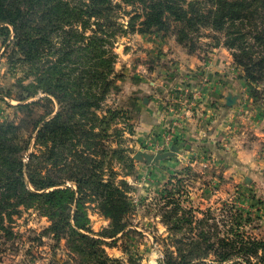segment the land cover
<instances>
[{
	"label": "trees",
	"instance_id": "trees-1",
	"mask_svg": "<svg viewBox=\"0 0 264 264\" xmlns=\"http://www.w3.org/2000/svg\"><path fill=\"white\" fill-rule=\"evenodd\" d=\"M125 7L131 9L123 24L118 9ZM130 31L173 35L189 52L208 32L264 102V0H0L6 67L30 79L13 83L17 107L57 104L54 115L41 118L33 143L12 121H0V238L12 236L15 215L35 209L50 221L47 234L66 239L75 264H123L104 247V238L126 227L130 205V172L120 174L112 163L131 168L134 161L122 145L119 110L104 103L114 83V43ZM40 92L45 96L25 102ZM115 136L112 146L107 139ZM165 198L171 208L164 221L173 233L184 223L196 226L174 251L165 250L161 264H264V239L245 236L239 225L220 237L218 226L209 225L211 210L196 219L171 195ZM91 203L110 222L99 233L90 227Z\"/></svg>",
	"mask_w": 264,
	"mask_h": 264
},
{
	"label": "rangeland",
	"instance_id": "rangeland-1",
	"mask_svg": "<svg viewBox=\"0 0 264 264\" xmlns=\"http://www.w3.org/2000/svg\"><path fill=\"white\" fill-rule=\"evenodd\" d=\"M130 9H118L117 20L126 24L128 16H124V10ZM208 34L195 40L194 52H189L170 34L130 31L118 36L113 46L114 83L104 106L119 110L115 121L122 130L126 156L132 158L139 149L154 153L169 150L171 144L182 142L173 132L180 127L181 120L205 111H214L219 116L225 109L237 107L235 112L239 116L256 112L260 117L257 132L253 133L250 127L246 132L257 137L258 154L264 159V102L254 98L229 51L221 45H212ZM3 54L0 38V121H12L24 136L32 137L33 143L41 118L54 115L57 104L55 100H44L28 108L17 107L21 102L16 99L13 83L19 79L28 83L30 79H25L21 71L11 74ZM228 92L239 93L237 103L231 107L223 103ZM43 96L40 92L25 102ZM146 98L161 102L154 106V113L160 108L168 116L159 123L160 131L154 125L159 120L153 122L154 127L144 130L143 124L149 121L144 115ZM218 99L221 103L214 104ZM49 108L53 112L46 116ZM111 139L114 138L109 137L108 142L116 146L118 137L112 142ZM199 147L200 154L196 155L190 148L181 146L177 155L161 160L158 165L132 158L134 163L130 168L123 162L113 161L114 170L120 174L130 172L125 177L130 205L123 231L114 238H104L109 257L123 264H161L166 249L174 251L178 238L185 242L191 236L189 228L196 226L195 222L189 226L182 224L176 233L165 223L164 214L171 208L164 205L167 195L190 209L196 219L211 210L213 218L209 225L218 226L220 237L229 227L239 225L245 236L264 239V167H258L257 172L251 170L252 184L250 180L230 183L223 177L222 168L215 167L214 158L205 147ZM87 206L91 229L99 233L108 228L109 219L99 208L92 203ZM49 225L48 218L35 209H23L15 215L12 236L0 238V264H75L69 259L66 239L55 240L47 234L45 229Z\"/></svg>",
	"mask_w": 264,
	"mask_h": 264
},
{
	"label": "crops",
	"instance_id": "crops-1",
	"mask_svg": "<svg viewBox=\"0 0 264 264\" xmlns=\"http://www.w3.org/2000/svg\"><path fill=\"white\" fill-rule=\"evenodd\" d=\"M220 99L214 104H220ZM145 102L144 115L149 121L143 124L144 130L151 129L154 125L159 131L162 130L159 123L168 116L164 115L160 108L154 113V106L161 102L153 98H146ZM236 108L225 109L219 116L214 111L192 114L190 117H186L185 121L181 120L180 127L174 128L173 132L182 139L181 143L189 145L191 151L196 155L201 151L199 145H203L214 158L212 161L215 167L218 165L222 168L223 177L228 182H244L245 178L249 177L252 184L254 175L251 170L257 172L258 167L262 169L264 159L258 154L257 137L253 134L249 135L246 130L250 127L253 133H256L260 117L256 112L244 117L239 116L235 112ZM157 120H159L158 123L153 125V122ZM185 140L189 142H185ZM189 148L185 147L186 150Z\"/></svg>",
	"mask_w": 264,
	"mask_h": 264
},
{
	"label": "water",
	"instance_id": "water-1",
	"mask_svg": "<svg viewBox=\"0 0 264 264\" xmlns=\"http://www.w3.org/2000/svg\"><path fill=\"white\" fill-rule=\"evenodd\" d=\"M238 98H239V93L232 94L231 92H228L224 97L225 100L224 103L228 107L234 106L237 103ZM181 146H185L186 148H189V145H186L184 143H180V144L174 143L169 147V150L162 152L154 153V152L146 151L144 149H139L133 154L132 158L137 162L158 165L161 160L177 155L180 151ZM249 180H250L249 177H246L244 182L246 183Z\"/></svg>",
	"mask_w": 264,
	"mask_h": 264
}]
</instances>
